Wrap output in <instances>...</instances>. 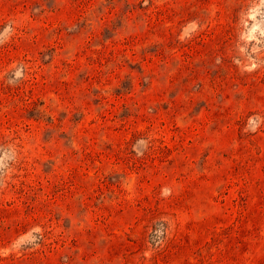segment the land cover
I'll use <instances>...</instances> for the list:
<instances>
[{
	"label": "rangeland",
	"instance_id": "374dc122",
	"mask_svg": "<svg viewBox=\"0 0 264 264\" xmlns=\"http://www.w3.org/2000/svg\"><path fill=\"white\" fill-rule=\"evenodd\" d=\"M0 264H264V0H0Z\"/></svg>",
	"mask_w": 264,
	"mask_h": 264
}]
</instances>
